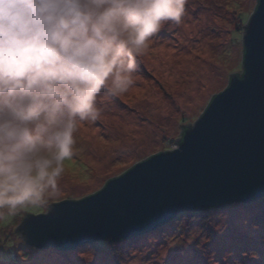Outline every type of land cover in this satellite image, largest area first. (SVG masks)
<instances>
[{"label":"rangeland","instance_id":"374dc122","mask_svg":"<svg viewBox=\"0 0 264 264\" xmlns=\"http://www.w3.org/2000/svg\"><path fill=\"white\" fill-rule=\"evenodd\" d=\"M256 2L187 0L181 23H166L136 57L128 90L110 96L102 89L99 117L78 124L59 195L15 215L0 210V264H264V196L186 215L103 251L36 248L18 234L27 214L81 200L137 163L176 148L182 127L193 126L230 76L243 72L244 27Z\"/></svg>","mask_w":264,"mask_h":264},{"label":"clouds","instance_id":"9594fccd","mask_svg":"<svg viewBox=\"0 0 264 264\" xmlns=\"http://www.w3.org/2000/svg\"><path fill=\"white\" fill-rule=\"evenodd\" d=\"M186 3L0 0V210L59 195L78 124L99 117L102 89L128 90L136 57Z\"/></svg>","mask_w":264,"mask_h":264},{"label":"water","instance_id":"95a60500","mask_svg":"<svg viewBox=\"0 0 264 264\" xmlns=\"http://www.w3.org/2000/svg\"><path fill=\"white\" fill-rule=\"evenodd\" d=\"M246 25L243 73L232 74L193 126L182 127V134L188 129L176 148L137 163L81 200L27 214L18 228L23 240L36 248L74 250L153 232L180 213L262 198L264 0Z\"/></svg>","mask_w":264,"mask_h":264},{"label":"trees","instance_id":"16d2710c","mask_svg":"<svg viewBox=\"0 0 264 264\" xmlns=\"http://www.w3.org/2000/svg\"><path fill=\"white\" fill-rule=\"evenodd\" d=\"M257 6H258V0H257V2H256V5H255V8H254V12H255V10L257 9ZM253 12V13H254ZM253 15V14H252ZM251 18V17H250ZM250 18H249V20H250ZM249 20L247 21V22H249ZM248 24V23H247ZM247 26V25H246ZM246 26H245V28H244V30H246ZM243 53H245V48H244V46H243ZM243 61H244V54H243ZM243 73V72H242ZM215 97V96H214ZM213 97V98H214ZM213 98H212V100H213ZM211 100V101H212ZM211 101H210V103H211ZM209 103V104H210ZM186 129H188V128H185L184 129V131H183V134H184V132L186 131ZM183 134H182V136H183ZM181 140H182V137H181ZM208 210H211V209H207V210H199V211H192V212H185V213H180V214H178L177 216H176V218L174 219V220H172L171 222H173V221H175V220H177V219H179V218H181V217H184V216H186V215H193L195 212H203V211H208ZM28 215H30V214H28ZM28 215L26 216V218L28 217ZM26 220V219H25ZM24 220V221H25ZM171 222H169L168 224H166V225H169ZM166 225H164V226H161V227H159L157 230H161L162 231V229H164V227H166ZM156 231V230H155ZM148 233H150V232H148ZM148 233H146V234H148ZM146 234H142V235H139V236H136V237H133V238H130V239H127V240H123V241H131V240H134V239H136V238H139V237H141V236H144V235H146ZM119 242H122V241H119ZM116 243H118V242H108V241H97V242H95V243H92V244H89L90 246H92V247H97L98 249L99 248H101V251H103V248H104V250L106 249V248H108V247H111V246H113V245H115ZM89 245H86V246H89ZM109 249V248H108ZM101 253V252H100Z\"/></svg>","mask_w":264,"mask_h":264},{"label":"snow or ice","instance_id":"6c2138e0","mask_svg":"<svg viewBox=\"0 0 264 264\" xmlns=\"http://www.w3.org/2000/svg\"><path fill=\"white\" fill-rule=\"evenodd\" d=\"M260 34H261V38L264 39V29H260ZM176 264H183V261L176 262Z\"/></svg>","mask_w":264,"mask_h":264}]
</instances>
